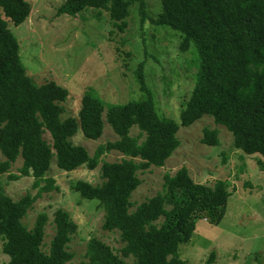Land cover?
<instances>
[{
    "label": "trees",
    "instance_id": "1",
    "mask_svg": "<svg viewBox=\"0 0 264 264\" xmlns=\"http://www.w3.org/2000/svg\"><path fill=\"white\" fill-rule=\"evenodd\" d=\"M160 4L155 17L147 15L146 0H63L56 13L74 17L86 8L102 9L122 31L130 8L136 6L141 20L177 32L179 49L191 48L197 64L193 87L177 120L157 111L143 62L135 70L138 98L106 103L89 88L81 96L77 116L62 118L67 89L53 80L34 83L8 27L7 20L18 26L27 19L30 4L0 0V176L31 177L36 189L35 194L27 192L14 200L0 181V243L8 264H66L73 257L67 244L77 226L66 210L53 212L47 251L42 249L47 214L38 213L30 228L23 223L42 193L59 189L47 175L52 159L65 172L100 165V184L71 179L69 188L80 199L97 201L103 211L102 228L117 231L123 244L114 253L99 239L90 238L87 260L80 264H127V258L132 264H185L179 245L190 240L197 221L217 224L224 216L230 196L225 182L196 183L182 166L173 174L165 173L162 190L130 211V197L140 184L138 171L163 166L179 146V128L204 116L231 133L236 149L264 157V0H160ZM105 122L116 140L97 145L91 155L72 143L78 130L86 139L97 140ZM134 126L137 136L130 135ZM217 135L218 130L204 128L201 142L216 146ZM110 152L119 153L121 159L102 161ZM18 158L22 160L18 173H11Z\"/></svg>",
    "mask_w": 264,
    "mask_h": 264
},
{
    "label": "rangeland",
    "instance_id": "2",
    "mask_svg": "<svg viewBox=\"0 0 264 264\" xmlns=\"http://www.w3.org/2000/svg\"><path fill=\"white\" fill-rule=\"evenodd\" d=\"M26 1L31 10L22 24L14 26L2 16L17 38L21 62L34 83L40 85L53 80L67 89L62 118L77 116L81 96L89 88L106 103H125L138 98L135 70L138 63L143 62L145 81L153 92L157 111L178 119L193 87L197 64L191 48L179 49L177 32L156 26L148 19L141 20L136 6L130 8L126 26L120 31L113 26L109 13L102 9L86 8L71 17L56 13L63 0ZM160 7V0H146L148 16L155 17ZM204 128L218 130V145L201 142ZM138 134L135 126L130 129V135ZM177 137L179 146L163 166L138 171L140 184L130 197V211L162 190L165 173L173 174L182 166L196 183L211 186L216 180H223L230 192L223 218L217 224L207 219L198 220L190 240L179 245L180 258L185 264H206L210 253L214 252L210 264H264V157L236 149L231 133L209 116L188 127H180ZM116 139L106 122L97 140L86 139L80 130L71 137L73 144L83 146L90 155L97 145ZM121 157L117 152H110L102 156V161H118ZM21 163L18 158L10 172L17 174ZM99 166L93 170L80 166L65 172L58 169L52 159L47 175L55 180L59 189L42 193L23 219L30 228L38 213L47 214L42 248L47 251L53 232V212L61 208L69 213L77 228L67 244L73 257L66 264L86 262L87 242L93 237L114 253L123 246L117 231L102 228L103 211L97 201L80 199L69 188L71 179L100 184ZM7 175H1L0 181L4 192L12 199L27 192L36 193L31 187V177L9 180ZM125 262L132 264V259L127 258ZM0 264H8L1 243Z\"/></svg>",
    "mask_w": 264,
    "mask_h": 264
}]
</instances>
